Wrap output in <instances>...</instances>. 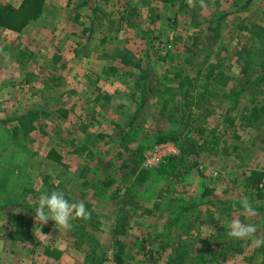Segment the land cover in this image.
<instances>
[{
  "label": "rangeland",
  "instance_id": "1",
  "mask_svg": "<svg viewBox=\"0 0 264 264\" xmlns=\"http://www.w3.org/2000/svg\"><path fill=\"white\" fill-rule=\"evenodd\" d=\"M171 1L177 5L182 0ZM11 2L13 0H0L1 4L11 5ZM231 6L235 7V10L231 9L233 12L230 14H221L226 10L224 5L217 13L205 9L209 13L204 11L205 17L199 20L184 22L181 19L172 18L170 25L167 23L164 30L169 28L176 30V33L172 34V42L176 45L168 46L167 37L162 36L161 40L155 38L150 44V49L138 53L142 64L140 68L117 71L118 74L114 76L121 80L130 74L138 76L139 92L132 99L127 91L129 87L124 85L126 97L123 96V99L127 103L120 102L122 106L118 105L116 108V117L110 116L113 111L106 108L104 115L96 119L100 122L99 125L96 122L91 126L87 135L73 132V124H76L73 115L60 116L59 119L54 114L53 107L59 103L67 104L68 97L66 100H60L55 90H43V100L40 102L34 96L36 91L33 84L24 90L25 85L22 81L25 73L19 77L20 73H17V70H11V85H4L0 89L2 94L13 96L12 108L15 109L5 114L2 113L4 109H0V120L3 121L0 123V264H6L5 256L7 255L4 253V248L7 242L4 236L8 233L10 215L22 214L30 221L36 222L34 210L38 198L56 179L63 184L58 191L64 192L65 198L71 199L75 194L77 202L89 204V209L94 215L92 220L96 222L92 228L86 226L79 246L75 244L79 232L75 233L73 228L58 229L52 220L46 223H34V229L41 227L43 234L41 235L42 243L40 244L39 241L36 243L40 244L38 248L48 246L52 250L60 249L63 252V263L59 264H95L98 261L101 264H113L111 255L112 241L115 236L112 235L108 223L115 213L116 206L122 200L126 203L124 206L132 201L121 192L133 194L134 202L147 207V210H140L145 219L140 220L138 225L127 226L125 234L117 237L122 241L124 258L130 264H165L168 258L164 253H161V257L152 254L157 251L155 248L159 247L157 243H151V240L155 235L162 238L166 236L170 229H164L163 224H167V221L172 222L175 215L181 212L183 213L181 218H191L196 214L198 218L217 220L224 227H227L231 220L238 218L244 223L255 224L257 236H264V186L263 198L256 204L257 201L253 196L241 194L243 188L240 183L244 172L251 169H264V119L258 120L253 128L237 126L236 118L233 127L221 122L222 114L237 116L243 106L260 105L262 96L264 98V82L254 84V78L260 76L262 71L256 68L251 72L252 74L247 75L249 83H243L234 53L242 42L250 38L239 26L249 27L251 24H257L264 27V0H235V5H229ZM30 29L34 30V26ZM31 36L33 37L34 34L26 33L22 40H33ZM177 45L178 48H176ZM188 48H192L191 53L187 51ZM13 50L14 55L18 54V48ZM23 52L25 54L21 57V64L26 67L28 74H32V70L37 71V68L40 69L37 72L49 73V67L45 64L43 66L34 64V61L46 63L47 55H39L36 60L26 51ZM217 60L221 63L220 69L226 77L225 83L220 87L212 86L213 94L206 98L198 102L194 100L199 107L190 108L189 112L186 110L182 118H179V114L176 117L173 115L171 121L157 114L158 104L155 102L154 91L166 84H173L170 79L171 71L178 69L182 71V74L186 73L191 77L198 67L202 69L205 61ZM10 66L17 68L14 64ZM6 67L9 70V66L6 65ZM46 76L39 75L40 78ZM32 83L35 84L34 81ZM146 87H150V90L146 91ZM25 94L28 96L25 98L26 102L22 103ZM116 97L119 101L121 100L120 97ZM21 109L41 112L34 122V130L24 138L20 133L13 135L11 132L13 124L11 118L18 115ZM107 117H110V120L111 118L119 120L121 123L116 127L117 134L113 127L106 124ZM184 122L189 125L185 128L189 130L188 137L195 136L194 128L201 126L206 130L214 129V135L218 136V140L223 141L229 149L233 146L236 148L232 152L228 149L229 156H213L207 152H200L196 157L190 155L186 158V164L190 166L189 170L178 177L164 176L165 170L158 172L155 166L150 168L146 166V158H149L147 155L153 146L169 141L165 138L161 139L160 133L168 130L183 131ZM128 123L132 125V129L126 131L127 140L123 141L121 130H127ZM231 130L236 137H231ZM97 133L105 136V140L103 136L96 137ZM69 138L83 142L89 141L92 144L93 158L87 167L78 154L77 157H71L76 160L75 162L72 159L68 162ZM49 149L62 154L60 164L45 157ZM75 164L80 166V172L85 173L90 182H83V177L67 178L69 168L71 169ZM202 186L214 187L215 191L219 192L217 197L223 200V204L219 201L217 203L220 204H216L215 208L214 205L212 207L206 205L205 202L212 200V197L215 198V195L206 194L199 197L195 190L199 192ZM241 196H247L251 201L256 211L254 217L249 218L243 212L239 204ZM101 200L103 202H100ZM155 205H158L155 210L158 217L154 218V221L151 219L150 223L158 221L162 224V227L160 226L157 230L148 226L149 210ZM175 205L177 208L179 206L180 212L178 210L175 212ZM207 206L212 210L216 209L213 211L214 214L210 213L211 210ZM76 222L88 224L90 221L88 219L71 221L72 225ZM186 230L188 232L190 228ZM204 234L207 232L204 231ZM48 235L52 238L48 239ZM172 236L175 235L172 234L169 237ZM240 242L242 243H240L242 246L240 256H229L222 262L264 264L263 245L256 247L251 240H240ZM29 243L32 247V243L27 242L26 249L30 248ZM85 255L88 259L83 261ZM184 259V264L208 263L199 257L195 260ZM38 262L39 264H55L43 258L38 259Z\"/></svg>",
  "mask_w": 264,
  "mask_h": 264
},
{
  "label": "crops",
  "instance_id": "2",
  "mask_svg": "<svg viewBox=\"0 0 264 264\" xmlns=\"http://www.w3.org/2000/svg\"><path fill=\"white\" fill-rule=\"evenodd\" d=\"M21 1L13 0L11 5L17 7ZM205 2L207 4L206 8H201L198 2L196 6L190 7L187 0H182L177 5L176 3L173 4L171 0H43L39 16L30 20L20 31L0 27V50H2L0 52V89L4 85H11V70H17V73H20L19 77H22V73H25V78L22 81L25 85L24 90L33 84L36 91L34 96L40 102L43 100V90H55V94L60 97V100H66L68 97L67 104L59 103L53 107L54 114L60 119L61 117L56 111L61 109L65 111V116L73 115L76 121V124H73V132L87 135L91 126L95 125L96 122L99 125L100 122L96 119L101 117L100 115H104L106 108L112 109L113 114L110 115L109 113L110 116H117L115 115L116 108L118 105L122 106L120 101L123 96L126 97L124 85L129 87L127 91L132 99L139 92L140 82L138 76L130 74L125 76L124 80L114 76L119 69L129 68L119 60L122 51H128L139 59L138 53L150 49L153 40L155 38L160 39L162 36L168 38V46L172 44L175 46L176 44L172 42V34H175L176 30H172V28L164 30L167 23L170 25L172 18L181 19L184 22H187L186 20H199L205 17L204 11L217 13L224 5L226 10L221 13L223 15L233 12L231 10L233 8L235 10V7H229V5H235V0H205ZM205 9H209V11ZM32 26H34V30L30 29ZM26 33H33L34 36L31 37L35 40L23 41L22 38ZM13 48L19 49L18 54L14 55ZM176 48H178V45ZM23 51H26L31 58L36 60L39 55H47L46 63L34 61V64L40 66L45 64L46 67H49V73L42 70V72H37L40 71L37 68V71L32 70V74H28L26 67L21 64V57L25 54ZM139 62L140 68L142 65L141 60ZM8 63L10 65L14 64L17 68H12ZM6 65L9 66V70H7ZM39 75L47 76L40 78ZM33 81L35 84L32 83ZM130 87L132 88L130 89ZM0 93V109H4L2 113H10V111L15 110L12 108L13 96L2 94L1 91ZM27 96V94L23 96L22 103L26 102L25 98ZM116 96L120 97L121 100L119 101ZM11 99L12 101H10ZM21 111L23 109L18 112L21 113ZM106 124L113 127L116 134L118 133L116 127L121 125L119 120L112 118L110 120V117H107ZM102 136V134H96V137ZM103 138L105 140L106 137L103 136ZM67 145L69 148L66 149L70 157L68 162L69 159L75 162L76 160L71 157H77L78 154L84 160H82V163L86 167L91 163L93 154L92 144L89 141L83 142L82 140L69 138ZM57 155H59V163L57 164H60L62 154ZM224 156L229 155L224 154ZM77 162H79V159H77ZM69 170L68 179L83 177V182L89 181L88 176L80 172L78 164H75ZM246 173L244 172L241 175L240 183L243 188L241 194L253 196L257 204L263 198V189H260L262 192L261 197L254 196L252 190L244 186L242 181ZM52 185L55 186L53 190H58L60 186H63L62 182H58L57 179ZM68 189L72 190V188ZM45 191H48V188ZM195 191L199 197L205 196L207 193L215 195V198L212 197V200L205 202L210 207L214 205L215 208V205L219 204L217 202L223 201L218 199L217 194L219 192L215 191L214 187L202 186L201 189L199 188V192ZM121 193L131 198L132 201L124 206L126 203L122 200L116 206V209L123 204L124 209L127 211L129 217L126 227L138 225L140 220L145 219L140 210H145L147 207L134 202L133 194L130 193L131 196H129L124 192ZM71 199H69V202H77L75 194ZM210 207L207 206L211 210L210 213L214 214L213 211L216 209L212 210ZM157 208L158 205L151 208L148 217V226L150 225L151 229L154 230H157L160 226L162 227V224H159L158 221L150 223L151 219V221H154L153 219L158 217L155 214ZM175 209V212L177 210L181 211L179 206L177 208L176 205ZM114 214L108 223L110 227L113 224ZM182 214V212L177 215L174 214L175 219L172 222L167 221V224H163L164 229H170L167 231V238L166 236L163 238L162 236H153L151 243H157L159 247L155 248L157 251L152 252L153 255L161 257V253H164L165 257L172 258L175 252L180 251L183 254L182 257L189 260H195L199 257V259L208 262L205 264H225L222 261L229 256H240L242 246H240L239 239L230 238L227 234L225 237L215 235L217 231L222 230L221 228L228 231L227 227L221 226L217 220L198 218L196 214L191 218H181ZM37 222L31 221L27 235L22 241L12 240L9 237V224L8 233L4 236L7 242L4 248V253L7 255L5 256L6 264H39L38 259L41 260V258L55 264L63 263V252L60 249L57 250L59 256L53 258L45 255L41 249L42 247L38 248L42 243V231L39 226L34 229V223ZM187 228H190L188 232ZM204 231L207 234H204ZM172 234L175 236L169 237ZM48 237V239L52 238L50 235ZM38 241L40 242L39 245L36 244ZM27 242H31L32 247L29 243L30 248L26 249Z\"/></svg>",
  "mask_w": 264,
  "mask_h": 264
},
{
  "label": "trees",
  "instance_id": "3",
  "mask_svg": "<svg viewBox=\"0 0 264 264\" xmlns=\"http://www.w3.org/2000/svg\"><path fill=\"white\" fill-rule=\"evenodd\" d=\"M43 0H22L17 7L10 4L0 3V27L9 29L12 31H20L30 20L37 18L41 12ZM239 28L247 33L250 37L249 40L242 42L237 49L234 50L236 55V61L239 65V73L243 77V83H249V77L247 75L252 74L256 68L262 71V74L254 78V84L264 82V27L257 24H251V26H239ZM191 53V49H187ZM119 60L124 66H129L130 69L139 68V59L135 58L130 52L122 51L119 55ZM204 62V61H203ZM221 63L217 60L215 62H206L202 69L198 67L195 70L193 76L188 74H182V71L174 69L171 71L170 79L173 82L172 85H164L161 88L155 90V102L158 104L157 114L164 116L168 120L173 119L179 114V118H182L185 111H190V108H196L199 105L198 101L206 98V96L213 94V87H220L225 83L226 77L220 69ZM112 70V69H111ZM213 86V87H212ZM150 87H146V91H149ZM142 98V97H141ZM196 100L197 102H194ZM261 104H253L251 106H243L238 112L237 116H226L222 114V123H226L229 127H233L235 118L238 125L241 127L253 128L258 120L264 119V98L262 96L260 100ZM140 104V103H139ZM56 113L61 117L65 116V111L57 110ZM41 112L37 110L27 109L22 113L11 118L13 122L11 126V132L13 135L20 133L21 137H26L35 128L34 122L40 116ZM3 121L0 120V123ZM180 123V121H175ZM183 131L176 132L175 130H168L161 132V139H166L172 142L178 153L175 155L166 156L163 162L156 165L154 168L158 172H162L164 176H181L189 170L190 166L186 164V158L188 156L196 157L200 152H207L209 155H224L228 153V146L223 141L218 140V136L214 135V129L202 128L197 126L194 128L195 136L188 137V129H185L186 122L182 124ZM132 129V125L129 123L127 130H121L122 140H127L126 131ZM231 137H236L233 130H231ZM236 148L235 146L229 149V152ZM264 149V148H263ZM45 157L56 163H59V155L49 149ZM244 186L252 190L254 196L261 197L260 189L264 186V171L260 169H251L243 176ZM55 189L52 184L48 187V192ZM207 193V192H205ZM131 196L129 192H124ZM208 194V193H207ZM114 195V194H113ZM229 203V202H228ZM85 208L90 212L91 216L88 219L90 222L80 224V222L74 223L72 228L75 233L78 234L75 244L80 245V239L86 230V226L92 228L96 223L94 215L89 209L88 203H83ZM220 204V203H219ZM221 204H223L221 202ZM123 204L116 209L114 214L113 224L111 226V233L114 237L112 241L113 253L111 255V261L113 264H130L125 260L123 253L125 252L122 246V241L117 238L123 236L126 231V223L128 221V213L124 209ZM10 231L9 237L12 240L22 241L27 235L30 219L22 214L13 213L10 215ZM91 225V226H90ZM96 226V225H95ZM227 231L225 229L216 232L217 237H225ZM96 245V242H94ZM264 246V245H263ZM45 255L56 258L59 256L57 250H52L48 246L42 248ZM264 252V251H263ZM182 253L177 251L172 258L166 259L165 264H184V258ZM88 258L85 255L83 261ZM95 264H101L100 261Z\"/></svg>",
  "mask_w": 264,
  "mask_h": 264
},
{
  "label": "clouds",
  "instance_id": "4",
  "mask_svg": "<svg viewBox=\"0 0 264 264\" xmlns=\"http://www.w3.org/2000/svg\"><path fill=\"white\" fill-rule=\"evenodd\" d=\"M187 2L190 7L196 6L197 2L201 8L207 7L205 0H187ZM120 102L127 103L124 99ZM239 204L249 218L256 215V211L247 196H241ZM34 216L38 222L46 223L48 220H52L58 229L70 230L73 219L87 220L90 219L91 214L85 208L83 202H69L65 198L64 192L52 190L51 192L44 191L40 194L34 210ZM227 228V235L230 238L251 240L256 247L264 245V236H257L255 224L244 223L240 219L235 218L228 223Z\"/></svg>",
  "mask_w": 264,
  "mask_h": 264
},
{
  "label": "built area",
  "instance_id": "5",
  "mask_svg": "<svg viewBox=\"0 0 264 264\" xmlns=\"http://www.w3.org/2000/svg\"><path fill=\"white\" fill-rule=\"evenodd\" d=\"M178 153L176 146L172 142H163L156 146H153L151 152L147 155L146 166L153 167L158 163L163 162V159L169 155H175Z\"/></svg>",
  "mask_w": 264,
  "mask_h": 264
}]
</instances>
